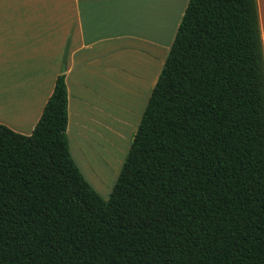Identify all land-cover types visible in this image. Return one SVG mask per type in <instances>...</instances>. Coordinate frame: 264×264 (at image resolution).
<instances>
[{
  "label": "trees",
  "instance_id": "obj_1",
  "mask_svg": "<svg viewBox=\"0 0 264 264\" xmlns=\"http://www.w3.org/2000/svg\"><path fill=\"white\" fill-rule=\"evenodd\" d=\"M66 74L0 123V264H264L258 0H189L108 199L70 150Z\"/></svg>",
  "mask_w": 264,
  "mask_h": 264
},
{
  "label": "crops",
  "instance_id": "obj_2",
  "mask_svg": "<svg viewBox=\"0 0 264 264\" xmlns=\"http://www.w3.org/2000/svg\"><path fill=\"white\" fill-rule=\"evenodd\" d=\"M258 5L264 46V0ZM185 10L167 25L173 30L168 49ZM141 24L143 0H0V123L32 134L65 73L70 150L94 185L96 170L111 163V144L130 133V148L139 125L129 129L128 122L143 116V107L136 112L148 33ZM168 38L159 39L161 46ZM6 108L23 114L7 116Z\"/></svg>",
  "mask_w": 264,
  "mask_h": 264
},
{
  "label": "rangeland",
  "instance_id": "obj_3",
  "mask_svg": "<svg viewBox=\"0 0 264 264\" xmlns=\"http://www.w3.org/2000/svg\"><path fill=\"white\" fill-rule=\"evenodd\" d=\"M186 2L184 0H143V24H145V29L147 30V43H143V103L140 108L137 109V113L140 112V109L143 107L142 114L145 111L149 98L152 94L153 88L157 82L158 76L160 75L170 48L168 49V42L172 36L173 30L170 26H167L169 23H174V20L179 18L182 11L186 8ZM170 13V11L172 9ZM143 24L140 28L143 29ZM134 25L133 27H135ZM170 29V30H169ZM164 32L165 36L160 34ZM169 38H168V33ZM161 36V37H160ZM168 38L166 44L161 46V41H164ZM13 108H6L7 116L9 114H15V116H22L23 112H15ZM21 109H27V106H21ZM25 111V110H24ZM137 118L134 120H129L128 124L129 129H136V126L139 125L141 117L138 122ZM135 132V131H134ZM125 132H123V135ZM135 134V133H133ZM127 135V139L122 142L114 141L110 149L109 160L111 163H108L107 166H103L104 169H97L99 173V179H94V187L98 192L103 196V198L108 199L112 193V190L117 182V179L120 175L122 167L124 165L125 159L127 157L129 146L127 142L131 139L130 133ZM133 138V136H132ZM130 144V143H129ZM104 156H109L105 153Z\"/></svg>",
  "mask_w": 264,
  "mask_h": 264
}]
</instances>
